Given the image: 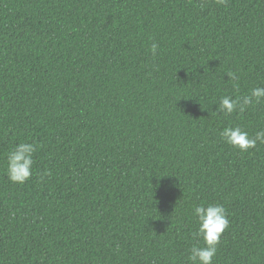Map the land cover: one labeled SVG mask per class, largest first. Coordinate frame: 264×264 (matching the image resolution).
Returning <instances> with one entry per match:
<instances>
[{
	"label": "trees",
	"instance_id": "16d2710c",
	"mask_svg": "<svg viewBox=\"0 0 264 264\" xmlns=\"http://www.w3.org/2000/svg\"><path fill=\"white\" fill-rule=\"evenodd\" d=\"M255 87L264 0H0V264H192L201 203L230 225L213 264H264V145L220 137L264 102L213 112Z\"/></svg>",
	"mask_w": 264,
	"mask_h": 264
},
{
	"label": "clouds",
	"instance_id": "9594fccd",
	"mask_svg": "<svg viewBox=\"0 0 264 264\" xmlns=\"http://www.w3.org/2000/svg\"><path fill=\"white\" fill-rule=\"evenodd\" d=\"M218 5L227 6L228 0H216ZM159 44L153 42L151 52L155 56ZM228 80L236 82L239 76L235 72H228ZM235 87V83L233 84ZM180 100V99H179ZM264 102V87L251 89L250 94L244 96H221L215 112L217 115L231 116L233 113H244L248 107ZM222 140L232 148L246 153L254 150L258 145H264V128L256 131L254 136L241 126H228L220 131ZM37 146L34 143L21 142L16 144L7 155V177L14 184H24L33 175L34 154ZM194 216L197 219L198 228L195 235L203 240V246L193 245L190 250L189 260L192 264H213L217 254L221 236L230 226L226 209L219 203H201L194 207Z\"/></svg>",
	"mask_w": 264,
	"mask_h": 264
}]
</instances>
